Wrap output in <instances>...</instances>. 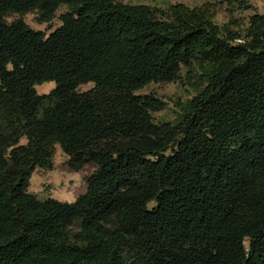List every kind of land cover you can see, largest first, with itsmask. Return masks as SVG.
<instances>
[{
    "label": "trees",
    "instance_id": "1",
    "mask_svg": "<svg viewBox=\"0 0 264 264\" xmlns=\"http://www.w3.org/2000/svg\"><path fill=\"white\" fill-rule=\"evenodd\" d=\"M215 1L0 0V264H264V16L218 26ZM61 6L49 35L5 20ZM195 62L196 92L155 122L136 92ZM55 145L93 167L72 203L27 190Z\"/></svg>",
    "mask_w": 264,
    "mask_h": 264
},
{
    "label": "rangeland",
    "instance_id": "2",
    "mask_svg": "<svg viewBox=\"0 0 264 264\" xmlns=\"http://www.w3.org/2000/svg\"><path fill=\"white\" fill-rule=\"evenodd\" d=\"M216 0L209 5L212 19L218 25L234 21L238 26L247 24L248 19L255 15L264 16V0H246L249 9L231 11L227 6ZM128 4H143L150 7L167 9L172 5L182 4L188 8L202 7L205 0H123ZM67 8L61 6L57 9L54 18L47 23H39L35 13L25 15L11 14L5 20L10 23L17 19H22L30 28L41 31L49 35L53 30L60 26L59 17L65 13ZM201 74V66L195 62L188 68H183L179 77L169 83L149 84L136 92L137 95H154L163 102V107L152 113L155 122L173 121L177 116V106L189 100L198 88V81ZM54 87L53 82H46L34 87L37 94H47ZM93 88L92 83L80 85L78 92H86ZM24 143V138L21 139ZM67 157L61 151L59 145L53 148V168L50 171L35 169L29 179L28 192L35 195L39 200L51 198L60 202L72 203L86 190V177L92 172L91 165L85 166L78 172H73L66 165ZM247 248V241L244 243Z\"/></svg>",
    "mask_w": 264,
    "mask_h": 264
}]
</instances>
